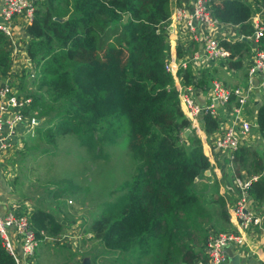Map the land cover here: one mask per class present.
I'll list each match as a JSON object with an SVG mask.
<instances>
[{
    "label": "trees",
    "instance_id": "1",
    "mask_svg": "<svg viewBox=\"0 0 264 264\" xmlns=\"http://www.w3.org/2000/svg\"><path fill=\"white\" fill-rule=\"evenodd\" d=\"M209 9L218 21L238 25L243 35L253 31L249 0L210 1ZM170 13V0H35L25 26V51L34 72L20 78L19 88L30 98L21 125L27 127L32 117L42 119L34 133L20 136V149L34 150L41 140L54 146L59 136L71 134L91 159L107 158L104 144L117 142L126 132L128 150L140 161L133 177L117 188L120 194L99 202L102 208L89 225L96 241L90 246V264H193L211 229L221 231L230 224L221 198L202 197L195 187L207 178L210 163L193 129L184 135L189 120L166 68ZM8 40L0 29L3 78L12 65ZM220 41L230 50V65L240 66L250 51L248 40ZM176 53L182 56L180 45ZM183 77L191 82L189 66ZM200 120L206 133L218 126L209 112ZM256 120L264 132V102L258 104ZM232 161L236 175L261 172L264 149L261 153L241 145ZM67 185L52 190L53 197L78 189L71 180ZM247 192L264 205L263 174ZM28 218L43 246L50 243L45 236L65 232L67 222L40 202ZM97 245L100 249L93 251ZM0 264H16L2 242Z\"/></svg>",
    "mask_w": 264,
    "mask_h": 264
},
{
    "label": "built area",
    "instance_id": "2",
    "mask_svg": "<svg viewBox=\"0 0 264 264\" xmlns=\"http://www.w3.org/2000/svg\"><path fill=\"white\" fill-rule=\"evenodd\" d=\"M210 1L217 0H193L189 9L176 6L172 12V17L176 21H184L183 24L189 38L200 44V51L194 52L190 59L200 58L203 67L213 69L218 65L222 66L227 59L229 61L231 53L221 43V37L214 31L218 20L211 15ZM252 4L255 7L252 9L249 21L253 31L248 35L241 34L240 37H237V39L246 38L254 41L251 62L247 70L246 85L227 87L222 81L212 79L209 87L210 102L201 105L194 97V87L187 83L183 77L189 61L183 55L177 56L176 45L173 40H169L170 51L166 60V68L172 74L180 106L189 120V125L185 130L193 129L195 131L194 128L200 124L203 113H211L217 118L218 126L214 130L213 137L212 134H207L204 140L200 138L201 142L213 138L214 147L227 150L231 159L234 157L236 148L241 146V138L252 127L251 121L244 115L245 106L250 102L251 97L255 96L253 95L255 88L264 93V3ZM34 6L35 0H0V16L2 17L0 29L9 38H13L15 35L11 23L13 17L16 14H23L30 20ZM171 27L172 22L165 25L167 34H169ZM228 39L232 40L231 38ZM22 49L26 55L25 43L14 45L12 56L21 53ZM27 60L29 59L27 58ZM251 78H257V84H253ZM231 96H234V103L229 108L228 103ZM29 101V97L19 92L11 74L0 85V152L13 151L18 145V140L24 130H18L17 126L25 121L22 108ZM217 108H221L226 117H221ZM34 120L35 117L30 118L28 128L34 125ZM227 123L232 125L227 126ZM241 173L242 175L234 176L238 190L233 199L228 198L226 209L232 226L208 234L204 248V259L199 260L196 264H230L227 252L229 248L244 246L250 234L257 227H260L261 233H264V218L258 212L256 201L247 192L250 183L260 175H264V170L261 173L246 174L244 171ZM31 210L32 203L28 199H24L22 202L15 200L6 211L0 209V242L13 254L16 264H20L23 257L34 255L39 244V240L29 223L28 214ZM45 238L48 237L45 236ZM18 245L21 254H18Z\"/></svg>",
    "mask_w": 264,
    "mask_h": 264
},
{
    "label": "rangeland",
    "instance_id": "3",
    "mask_svg": "<svg viewBox=\"0 0 264 264\" xmlns=\"http://www.w3.org/2000/svg\"><path fill=\"white\" fill-rule=\"evenodd\" d=\"M23 72L24 79L32 75L34 72L32 65L28 63L27 67H23L21 72L16 73L19 75L14 78L15 86L21 92L22 90L25 91L19 88ZM6 80V77L0 76V85ZM11 83L13 82L11 81ZM41 119L35 118L34 121L37 123ZM35 123L29 127L28 134L34 133ZM39 145L40 147L34 150H27L26 148V151L23 152L20 148L24 144L20 138L13 151L0 152V156L5 157L4 159L8 158L7 161L10 162L9 168L6 167L5 169L15 189L14 196L9 199V204H12L13 200L17 201L18 197L22 196L31 201L32 207L34 203L40 202L52 209L67 222V232L71 238L67 243L68 246L64 247L61 252H56V254H64L69 258V262H74L81 257L86 259L85 262L90 261V246L96 245V241L90 237L89 224L102 208L103 203L100 205L99 202L114 199L119 195L120 191L117 188L124 180H130L133 177L135 168L140 164V161L128 150L126 132L118 137L117 142L104 144L103 152L107 154V158L91 159L84 148L79 146L76 137L71 134L59 136L54 146L43 140L39 142ZM43 147H46L47 150L43 151ZM259 152L262 153V149ZM206 175L211 176L210 170ZM70 180L78 185V189L68 188L63 195L54 198L52 190L57 186L68 187L67 181ZM195 187L203 197V186L198 185ZM19 193L23 194L20 195ZM214 195L218 196L217 192ZM220 198L221 201H224L223 195H220ZM78 221H80L79 226L75 225ZM72 228L73 233H70ZM213 231L216 230L212 228L210 232L213 233ZM40 245L36 247V251L40 248ZM69 248L71 250L67 252ZM204 248L205 243L203 242L202 252L196 257L197 259L195 258L196 260L203 258ZM233 248L236 250L234 246ZM99 249L100 246L97 245L96 249L93 248V251ZM34 256L35 253L28 258ZM61 257L63 256L61 255ZM57 262L60 263L59 259L54 256L47 259V264H57Z\"/></svg>",
    "mask_w": 264,
    "mask_h": 264
},
{
    "label": "crops",
    "instance_id": "4",
    "mask_svg": "<svg viewBox=\"0 0 264 264\" xmlns=\"http://www.w3.org/2000/svg\"><path fill=\"white\" fill-rule=\"evenodd\" d=\"M193 0H170V8L171 14L167 20V24L172 22V27L170 28L169 34H167L168 41L173 40L175 42V45H180V49L182 52V55L188 59V66L192 72V80L190 84L194 87L193 93L194 97L197 100L198 103L201 105L207 104L210 102L209 99V92H210V84L212 79H218L222 81L227 87H233L236 85H246L248 80L247 70L248 65L251 62V55L252 50L254 46V41L248 40L250 44V51L243 55L241 57L242 64L240 66H232L229 64L228 59L226 62L221 66L218 65L216 68L208 69L203 67L202 59H190L192 54L194 52L200 51V44L198 42L192 41L184 26V21H176L172 17V12L176 6H181L185 9H189L190 6H192ZM251 3L257 4L255 0H249ZM261 3V2H260ZM253 5V4H252ZM255 7V6H254ZM262 9V7H261ZM28 19L23 14H16L12 19V26L14 29V37L9 38L8 40V46L12 50L14 45L25 43L27 38V33L25 32V26L28 23ZM215 33L224 39L229 40L228 38H231L232 40L240 37L241 33L239 31V27L236 24L232 23H226V22H217V25L214 27ZM234 58H237L235 56ZM12 65L10 69V74L12 79L14 80L15 77L18 75L16 73L21 72L23 67H26L28 65L27 56L24 55V50L22 49L21 53H16L12 56ZM22 64V68H21ZM253 95L250 102H248L244 109V115L251 121V130L241 138V145L247 146L252 149H256L258 152L259 150L264 149V132H260L258 129V123L256 120V111L258 104H260L263 101V95L264 93L262 91H259L258 88L254 89ZM234 101L233 99L229 101L228 107L230 108L233 105ZM218 109V108H217ZM220 112L221 117H226V115L223 113L221 108L218 109ZM253 111V112H252ZM227 126H230L232 124L227 123ZM18 130H24L28 131V126L19 124ZM238 128V125L236 126ZM195 131H193L194 134L199 136V138H202L204 140L205 136L207 134H215L214 132L206 133L203 130V126L200 120V124H198V127L194 128ZM213 138L208 139V141H202L203 142V149L205 154L207 155L209 159V170L211 173V176H207V178L202 177L199 180V185L203 186L202 183L207 184V191L203 192L207 195L213 194L217 192L218 197L220 199V195L224 196V207L227 209L228 204V198L233 199L235 197V194L238 190L236 187V183L234 180V176L236 175L234 171V166L232 163V159L229 157L228 151L225 149H219L215 148L212 143ZM10 157V156H7ZM5 158V157H4ZM2 156H0V209L2 211H6L8 208H10L9 199L14 196V186L11 182L10 177L7 176L6 173V167L9 168L10 162H8V158L4 159ZM264 170V169H263ZM263 170L261 172H263ZM242 172V171H241ZM257 172V173H261ZM209 173V172H208ZM242 175V173H241ZM214 180V182H213ZM217 185V186H216ZM22 195V194H21ZM215 196V195H214ZM24 197L19 196L18 200L22 202ZM222 200V199H221ZM15 202V200H13ZM257 204V203H256ZM258 206V212L261 214V216L264 218V205ZM76 225V224H75ZM229 226H232V222H230ZM228 226V227H229ZM67 228V229H66ZM65 228V232L58 235L53 236L55 237L53 241L46 245H40V248L37 249L35 252V256L32 258L23 257L21 259L20 264H47V259L50 257H56L59 259L60 263L57 262V264H65L69 262V258H67L64 254L61 253L63 257H61L60 253L56 254V252H61L64 247L68 246V242L70 241V236H68V227ZM73 228L70 230V233H73ZM59 245H63L64 247H60ZM236 250L231 247L233 252H236L239 254V260L240 264H264V233H261V228L257 227L248 237L247 242L242 247H235ZM71 250L70 248L67 249ZM17 251L20 253V247L17 246ZM66 252V254H67ZM76 259L74 262H69L71 264H86L85 259H79V262ZM89 264V261H87ZM231 262L229 257V263Z\"/></svg>",
    "mask_w": 264,
    "mask_h": 264
},
{
    "label": "water",
    "instance_id": "5",
    "mask_svg": "<svg viewBox=\"0 0 264 264\" xmlns=\"http://www.w3.org/2000/svg\"><path fill=\"white\" fill-rule=\"evenodd\" d=\"M0 19H2V17L0 16ZM251 81L253 84H257V78H251ZM189 132V129H186L184 131V135H187ZM206 172L208 173L209 170L207 169ZM228 252V255L230 257V260H231V264H240V260H239V254L236 253V252H233V250L231 248H229L227 250ZM86 260V259H85ZM86 264H88V262H86Z\"/></svg>",
    "mask_w": 264,
    "mask_h": 264
},
{
    "label": "clouds",
    "instance_id": "6",
    "mask_svg": "<svg viewBox=\"0 0 264 264\" xmlns=\"http://www.w3.org/2000/svg\"><path fill=\"white\" fill-rule=\"evenodd\" d=\"M254 8V6L252 5V9ZM171 14V13H170ZM250 22V21H249ZM251 23V22H250ZM233 24V23H232ZM243 35V34H242ZM237 38H235V39H233V40H236ZM242 39H244V40H248V39H246V38H242ZM238 40H240V39H238ZM231 41V40H230ZM28 58V57H27ZM10 75V74H9ZM7 79V78H6ZM21 94H23L21 91H19ZM24 95V94H23ZM233 162V161H232ZM208 170H209V168H208ZM246 174H248V173H246ZM63 222L66 224V221L65 220H63ZM80 221H78L77 223H75L77 226H79L80 224ZM90 225V224H89ZM66 227H67V224H66ZM210 233V232H209ZM89 234H90V237H92V233L90 232V230H89ZM48 238H50V239H48V238H45V239H47L48 240V242H51V241H53V239L55 238V237H53V236H47ZM205 242H206V240H205ZM204 242V243H205ZM39 244H41V242H39ZM38 244V245H39ZM35 252H36V250H35ZM229 256V255H228ZM79 259H83V257H81V258H79ZM197 259V258H196ZM195 259V260H196ZM202 259H204V250H203V258ZM202 259H198V260H194L193 261V264H196L199 260H202ZM16 262V261H15ZM89 264H90V261H89ZM230 264H231V262H230Z\"/></svg>",
    "mask_w": 264,
    "mask_h": 264
}]
</instances>
